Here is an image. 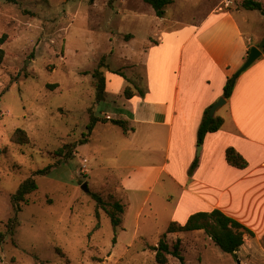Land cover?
Returning <instances> with one entry per match:
<instances>
[{
    "label": "rangeland",
    "instance_id": "rangeland-1",
    "mask_svg": "<svg viewBox=\"0 0 264 264\" xmlns=\"http://www.w3.org/2000/svg\"><path fill=\"white\" fill-rule=\"evenodd\" d=\"M241 2L173 0L158 18L144 0L0 1V36H8L0 66V231L4 233L0 264L155 262L154 245L138 238L130 246L127 231L117 240L105 210L98 208L96 216L97 203L90 195H101L107 208L114 200L124 203L116 188L119 179L108 170L130 158H115L122 143L113 138H123L121 126L98 125L90 145L80 141L88 135L91 115L104 117L102 112H117L112 107L123 108L124 91L119 89L124 79L141 77L134 68L136 56L132 59L131 54H144L149 44L157 42L155 31L199 21L214 9L235 11ZM251 31L260 44L263 39ZM102 57L110 69L103 68L110 93L97 102L92 73ZM226 110L222 106L215 114ZM17 128L26 131L28 143L11 140ZM84 160L88 171H82ZM48 165L52 166L48 174H34ZM32 176L38 190L26 195L29 203L21 202L11 235L7 222L15 216L12 196ZM85 182L88 192L82 188ZM158 235L149 237L154 241ZM177 238L182 240L186 264H264V238L244 240L236 255L220 249L204 230L181 232L168 240ZM168 257L166 264H181Z\"/></svg>",
    "mask_w": 264,
    "mask_h": 264
},
{
    "label": "crops",
    "instance_id": "crops-1",
    "mask_svg": "<svg viewBox=\"0 0 264 264\" xmlns=\"http://www.w3.org/2000/svg\"><path fill=\"white\" fill-rule=\"evenodd\" d=\"M245 11L254 10L214 9L199 21L173 30L160 28L153 33L157 42L149 44L144 54H131V58L136 56L132 58L134 68L141 77L130 82L131 78L124 79L119 91L131 85L136 93L131 98L124 96L123 108L112 107L119 113L102 112L128 121L130 127L128 132L121 127L123 138H113L122 143L115 158H130L108 168L119 179L116 188L125 205L117 240L127 231L130 246L138 238L157 245L171 222L184 224L190 215L216 208L253 232L244 235L245 243L264 238L263 50L237 77L226 99L227 110L219 115L224 119L222 127L205 136L197 154V131L204 111L223 97L227 78L244 63L250 48L259 45L250 29L259 34L258 40L264 39V16ZM109 93L107 80L106 99ZM101 124L119 126L98 121L89 145ZM139 139L141 144L134 142ZM228 147L245 158V168L227 162ZM196 158L198 166L189 175ZM197 231L201 230L190 232ZM155 233L159 237L153 241L149 236ZM179 233H169L168 238Z\"/></svg>",
    "mask_w": 264,
    "mask_h": 264
},
{
    "label": "trees",
    "instance_id": "trees-1",
    "mask_svg": "<svg viewBox=\"0 0 264 264\" xmlns=\"http://www.w3.org/2000/svg\"><path fill=\"white\" fill-rule=\"evenodd\" d=\"M1 1V0H0ZM11 2V0H9ZM15 1V0H14ZM93 2L94 0H90ZM146 3L151 5L158 17H163L165 14V9L168 5L173 3V0H144ZM240 8L246 10H258L264 15V4L259 0H242ZM7 34L4 33L0 36V66L2 65L5 58V50L3 44L7 39ZM264 51V45L262 47ZM103 68H108L105 63V58L102 57L97 68L93 71L92 75L95 78V88H96V101L102 102L106 97V86L107 78ZM120 73V72H117ZM122 74V73H120ZM240 75V74H239ZM235 73L229 76L223 88V97L230 98L232 91L234 89L236 80L234 79ZM237 79V78H236ZM141 92V91H139ZM135 91L131 86H126L124 89V96L126 98H131L135 95ZM209 106L204 111L201 123L197 131V144L202 145L205 136L208 133L218 131L223 123V117L219 115L211 116L209 113ZM111 122L113 124L119 125L123 128L125 132L130 130L128 126V121L119 118H109V117H97L91 115L89 124L87 125L88 135L85 139H82L80 143L87 142L94 125L98 122ZM11 140L18 144H26L29 142V137L26 131L22 128H17L11 137ZM226 160L227 162L237 168H245L247 166V161L245 158L238 153L233 147H228L226 149ZM199 159L196 158L191 164L188 173L192 175L194 169L198 166ZM52 166L48 165L43 169L38 170L34 174H48ZM38 190V183L35 177H29L26 179L16 190L12 196V205L15 212V216L11 217L7 222V231L9 234L13 235L15 233V228L18 223L17 213L21 210V202L29 203L26 195ZM90 195L97 203L96 216H99L98 208L105 210L110 218L113 230L115 234L117 229L122 226L123 214L125 211V205L119 200H114L111 202V208H107L104 199L96 192H91ZM195 230H204L205 233L212 239V241L220 247L224 252L236 255V252L244 244V235L249 233L253 235V232L242 225L240 222L234 218L226 215L220 209H213L211 211H200L189 216L184 224L177 222H171L166 230L162 233L157 245L152 246L155 252L153 264H166L169 259V255L177 258L181 264L185 263V257L182 254V240L177 238L174 242L168 240L169 233L175 232H190ZM4 233L0 231V243L3 241Z\"/></svg>",
    "mask_w": 264,
    "mask_h": 264
},
{
    "label": "water",
    "instance_id": "water-1",
    "mask_svg": "<svg viewBox=\"0 0 264 264\" xmlns=\"http://www.w3.org/2000/svg\"><path fill=\"white\" fill-rule=\"evenodd\" d=\"M264 45V39L261 41V43L258 46H252L248 52V56L246 58V60L244 61V63L238 68V70L235 73L234 79L236 80V78L239 76V74L241 72H243L244 70H246L248 67H250L257 59L258 57L262 54V47ZM226 104V98L221 97L219 98L211 107L209 110V113L211 116L215 115L216 111L218 109H220L222 106H224ZM201 146H198V152L197 154H199V150H200ZM82 188L88 192L89 188H88V184L87 182H85L82 186Z\"/></svg>",
    "mask_w": 264,
    "mask_h": 264
},
{
    "label": "built area",
    "instance_id": "built-area-1",
    "mask_svg": "<svg viewBox=\"0 0 264 264\" xmlns=\"http://www.w3.org/2000/svg\"><path fill=\"white\" fill-rule=\"evenodd\" d=\"M232 0H227V5H229V3L231 2ZM86 160L83 161V169L82 171H87V165H86Z\"/></svg>",
    "mask_w": 264,
    "mask_h": 264
}]
</instances>
